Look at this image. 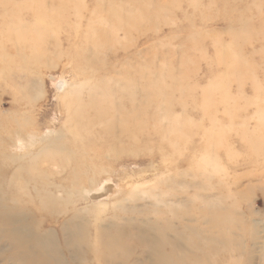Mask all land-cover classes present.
<instances>
[{
    "label": "rangeland",
    "instance_id": "obj_1",
    "mask_svg": "<svg viewBox=\"0 0 264 264\" xmlns=\"http://www.w3.org/2000/svg\"><path fill=\"white\" fill-rule=\"evenodd\" d=\"M12 1L46 27L0 18V264H264V0ZM120 70L155 91L136 140L74 129L72 87Z\"/></svg>",
    "mask_w": 264,
    "mask_h": 264
},
{
    "label": "bare ground",
    "instance_id": "obj_2",
    "mask_svg": "<svg viewBox=\"0 0 264 264\" xmlns=\"http://www.w3.org/2000/svg\"><path fill=\"white\" fill-rule=\"evenodd\" d=\"M4 1L6 0H0V6H2V8H5L4 13L3 10L0 8V18L2 19V21L11 18H18V20L15 22L10 21L9 23H7L5 29H14L15 31H17V35L19 37L22 36L21 38L27 37L31 39L33 38L32 33L40 34L43 29L42 25L46 27V22L43 21L44 19L42 18L40 7H36V9L33 10L30 9L31 7L27 5H22L21 3H17L16 1ZM4 5H7L8 8L10 7V9L6 8V6ZM23 12L28 13L30 17L26 16L25 19H20L21 13ZM126 12L134 13V10L130 7L129 10L127 8L117 9L112 7L110 11L109 9H107V14L103 19L100 18L98 14H96L95 19L97 20V22L100 21L103 26H108V28L111 29H113L114 26L123 28L127 23L130 24L129 17L124 15L122 16V14H125ZM30 18L33 21V24L31 26L29 24L25 25L24 22ZM49 19L52 20L53 16H51ZM132 20H134V18H132ZM96 27L97 30H94L93 26H89L88 31H85V36L90 37L89 39H91L92 37L95 38H92L93 44L95 43V46L106 45L105 42H107V39H113L108 35V33L105 36V39L103 34L99 31V27ZM2 30L4 31V29ZM96 34L97 37H95ZM16 41V45L21 42V40ZM235 67L237 69H240L238 64H235ZM107 80L110 81L109 84L98 80V82L95 81V83L92 84H89V81H86L87 84L85 85L73 86V90L71 93L75 98L76 102L74 103V110L71 112L72 114H70L68 119L70 121H75L74 129L76 130H93L97 128L100 133L102 132L103 135L106 136V139L109 140L110 144L123 142L125 141V139L127 140L128 138H131L129 140L135 141L137 135L136 131L139 130L142 126L140 124L142 119L140 114V105L143 102L150 103L149 100L152 102L154 97L153 92L155 91L151 87H148L145 90L143 89L142 91L140 85L136 82V75H128L126 72L121 70L118 72L111 73ZM84 89L89 94V97L94 96L96 94V98L88 101L89 103L86 106H82L79 102L80 94L83 92ZM147 97L148 101L146 100ZM62 98L66 99L65 97ZM65 101L66 102L64 103L68 105V100L66 99ZM91 107L95 110L94 114L96 118L94 119V121H86L85 112L88 108L90 109ZM260 116L264 117V110L260 111ZM174 131L178 134L180 132V128L176 126L174 128ZM13 134L8 133L6 139L8 141L9 148L13 149V153L16 151L15 154L18 155L15 157L20 158V153L26 152L25 154H27V147L33 146L32 143L35 144V139L33 137V142H30L26 141L25 137H21L20 135H18L21 134L20 132L16 133V137H14ZM76 136L78 140H85V138L82 137L80 133H78ZM28 139L30 138L28 137ZM47 141H50V139L43 140L46 145H49V148L50 143H53L54 140L52 142ZM210 144H212V141ZM40 149L42 151H45V148L43 147H41ZM18 151L20 152L18 153ZM15 157L10 156L11 159H14ZM94 183L95 182L93 180H88V184L91 187L89 192L95 191ZM157 257H159V255Z\"/></svg>",
    "mask_w": 264,
    "mask_h": 264
}]
</instances>
